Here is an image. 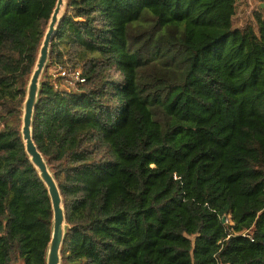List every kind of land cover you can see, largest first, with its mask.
<instances>
[{"label": "trees", "instance_id": "obj_1", "mask_svg": "<svg viewBox=\"0 0 264 264\" xmlns=\"http://www.w3.org/2000/svg\"><path fill=\"white\" fill-rule=\"evenodd\" d=\"M56 4L0 0V264H47L54 210L22 124ZM238 6L66 0L33 115L61 264H264V6L236 26Z\"/></svg>", "mask_w": 264, "mask_h": 264}, {"label": "water", "instance_id": "obj_2", "mask_svg": "<svg viewBox=\"0 0 264 264\" xmlns=\"http://www.w3.org/2000/svg\"><path fill=\"white\" fill-rule=\"evenodd\" d=\"M65 3L66 0H57L56 7L51 16L35 68L28 84L22 124V135L26 150L48 187L54 210L53 232L48 249L47 264H61V248L65 237L66 216L63 197L58 183L48 166L47 160L34 140L33 115L38 101L41 78L49 60L51 43L59 25Z\"/></svg>", "mask_w": 264, "mask_h": 264}, {"label": "rangeland", "instance_id": "obj_3", "mask_svg": "<svg viewBox=\"0 0 264 264\" xmlns=\"http://www.w3.org/2000/svg\"><path fill=\"white\" fill-rule=\"evenodd\" d=\"M246 2H247V5L245 6V8L249 7V8H246V10L242 8V1L238 3L239 5L238 11L235 17L236 26H244L247 23H255L254 18H253V11L257 10L260 7V5L264 6L263 4L264 0H255V2L253 1L252 3H249V1L247 0ZM183 41H184V37L181 35L180 36L177 35L174 30L168 31L167 35L160 39V42H164L166 46L170 48L171 54L177 53L178 49L183 46ZM171 59H172V64H170L168 68L164 69V72L166 76L168 77V79H170V77H175L176 75L179 76L184 69L183 65L179 61V56L174 55V57H172ZM61 68L62 67H55V68L52 67L50 71L51 73L55 75L61 70ZM61 74L68 75L70 77L74 76V72H69V70L61 71ZM67 81H65L64 83L65 84L73 83L72 80L71 81L67 80ZM157 111L158 112L156 113H157L158 118H160L161 121L165 123L167 119L163 113V109L157 108Z\"/></svg>", "mask_w": 264, "mask_h": 264}, {"label": "built area", "instance_id": "obj_4", "mask_svg": "<svg viewBox=\"0 0 264 264\" xmlns=\"http://www.w3.org/2000/svg\"><path fill=\"white\" fill-rule=\"evenodd\" d=\"M74 72V76L73 78L76 80V81H85V78L84 76L82 75L81 71L80 70H75L73 71Z\"/></svg>", "mask_w": 264, "mask_h": 264}, {"label": "crops", "instance_id": "obj_5", "mask_svg": "<svg viewBox=\"0 0 264 264\" xmlns=\"http://www.w3.org/2000/svg\"><path fill=\"white\" fill-rule=\"evenodd\" d=\"M240 1H242V8H244L245 10H246V8H249V7H246L245 8V6L247 5V0H238V3L240 2ZM249 1V3H252L253 1L255 2V0H248ZM264 4V3H263ZM254 12V11H253ZM244 15V14H243ZM243 18H244V16H243Z\"/></svg>", "mask_w": 264, "mask_h": 264}]
</instances>
